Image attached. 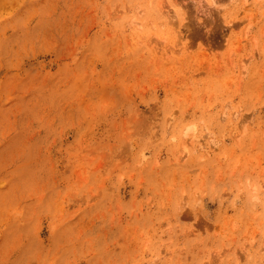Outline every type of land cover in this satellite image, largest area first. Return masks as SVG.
<instances>
[{
	"label": "rangeland",
	"instance_id": "1",
	"mask_svg": "<svg viewBox=\"0 0 264 264\" xmlns=\"http://www.w3.org/2000/svg\"><path fill=\"white\" fill-rule=\"evenodd\" d=\"M0 264H264V0H0Z\"/></svg>",
	"mask_w": 264,
	"mask_h": 264
},
{
	"label": "clouds",
	"instance_id": "2",
	"mask_svg": "<svg viewBox=\"0 0 264 264\" xmlns=\"http://www.w3.org/2000/svg\"><path fill=\"white\" fill-rule=\"evenodd\" d=\"M209 3H211V0H209Z\"/></svg>",
	"mask_w": 264,
	"mask_h": 264
}]
</instances>
